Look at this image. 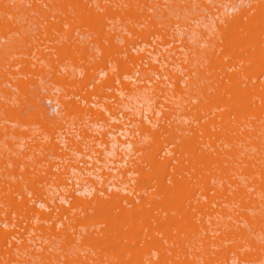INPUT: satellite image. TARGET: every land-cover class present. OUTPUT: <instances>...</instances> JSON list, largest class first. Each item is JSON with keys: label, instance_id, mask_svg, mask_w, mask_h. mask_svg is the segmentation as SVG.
I'll return each mask as SVG.
<instances>
[{"label": "rangeland", "instance_id": "374dc122", "mask_svg": "<svg viewBox=\"0 0 264 264\" xmlns=\"http://www.w3.org/2000/svg\"><path fill=\"white\" fill-rule=\"evenodd\" d=\"M0 264H264V0H0Z\"/></svg>", "mask_w": 264, "mask_h": 264}, {"label": "built area", "instance_id": "2783aa9c", "mask_svg": "<svg viewBox=\"0 0 264 264\" xmlns=\"http://www.w3.org/2000/svg\"><path fill=\"white\" fill-rule=\"evenodd\" d=\"M48 108L50 112H55L57 110V105L48 100Z\"/></svg>", "mask_w": 264, "mask_h": 264}, {"label": "bare ground", "instance_id": "6f19581e", "mask_svg": "<svg viewBox=\"0 0 264 264\" xmlns=\"http://www.w3.org/2000/svg\"><path fill=\"white\" fill-rule=\"evenodd\" d=\"M124 144H125V142H124ZM122 146H123V145H122ZM125 146H126V144H125ZM125 146H124V147H125ZM127 146H128V145H127ZM127 146H126V147H127Z\"/></svg>", "mask_w": 264, "mask_h": 264}]
</instances>
